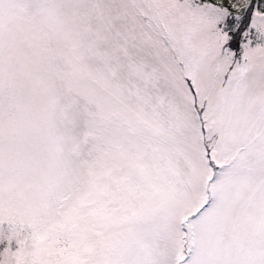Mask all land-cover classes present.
Segmentation results:
<instances>
[{
	"label": "snow or ice",
	"instance_id": "6c2138e0",
	"mask_svg": "<svg viewBox=\"0 0 264 264\" xmlns=\"http://www.w3.org/2000/svg\"><path fill=\"white\" fill-rule=\"evenodd\" d=\"M0 264H264V0H0Z\"/></svg>",
	"mask_w": 264,
	"mask_h": 264
}]
</instances>
